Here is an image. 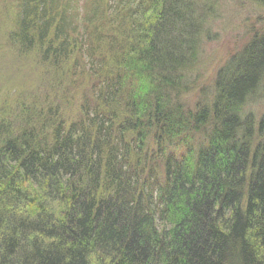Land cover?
<instances>
[{
  "label": "trees",
  "instance_id": "trees-1",
  "mask_svg": "<svg viewBox=\"0 0 264 264\" xmlns=\"http://www.w3.org/2000/svg\"><path fill=\"white\" fill-rule=\"evenodd\" d=\"M74 1L11 0L60 105L0 120V264H264V0ZM224 10L250 40L202 81Z\"/></svg>",
  "mask_w": 264,
  "mask_h": 264
},
{
  "label": "rangeland",
  "instance_id": "rangeland-1",
  "mask_svg": "<svg viewBox=\"0 0 264 264\" xmlns=\"http://www.w3.org/2000/svg\"><path fill=\"white\" fill-rule=\"evenodd\" d=\"M84 1H74L79 12ZM14 6L11 0H0V120L10 121L12 124L10 117L23 102L27 107L32 104L37 106L47 104L54 107L60 105L58 100L53 99L54 93L48 87L49 83L47 84L48 79L51 78L49 73L44 71L40 59L32 55H21L7 41L6 35L13 28V16H16ZM252 12L251 20L246 21L251 22L252 25L260 23L264 26V8L256 7ZM247 15L244 13L238 16L231 12L226 13L224 10L222 21L212 28V43L204 47L208 66L205 69L207 72H201L202 81L210 79V75L230 59L231 54L249 42V34L253 29L245 24L244 19L249 17ZM261 28L263 27H257V29ZM70 97L75 103L76 94L71 93ZM193 98H185L188 103L186 106L190 105ZM251 110L260 116L264 112V105H256ZM61 112L65 118L71 117L75 112L74 105L68 104L64 110L61 109Z\"/></svg>",
  "mask_w": 264,
  "mask_h": 264
}]
</instances>
